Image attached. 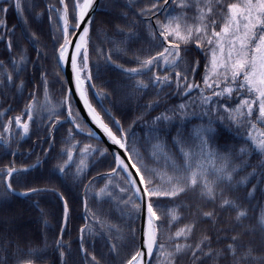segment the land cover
<instances>
[{"label": "snow or ice", "instance_id": "obj_1", "mask_svg": "<svg viewBox=\"0 0 264 264\" xmlns=\"http://www.w3.org/2000/svg\"><path fill=\"white\" fill-rule=\"evenodd\" d=\"M3 2L8 7L0 6V29L9 35L12 30L7 29L4 22L9 8L15 11L23 23L27 21H23V0ZM58 3V10L51 6L48 8L49 21L55 12L62 26L57 29L60 33L59 47L54 49L58 57L57 66L70 64L75 94L91 123L103 133L112 148L95 147L91 143L83 147L70 144L61 150L62 162L54 166L50 173L52 178L70 181L73 186L82 185L86 197L92 195L98 202L116 204L124 210L122 217L133 222L135 216L145 215L141 242L138 246L133 245L121 264H177L183 257H187L190 264H205L206 260L213 261V264H219L221 260L226 261V264H264V257L257 260L253 256V248L244 243L242 236L245 233L226 238L222 248H213L212 238L207 233H201L193 240L198 223L212 221L214 211H205L202 207L192 208L186 204L161 208L158 203L163 200L175 201L193 193L204 205L213 204L221 210L230 211L237 224H241L248 218V210L242 207L238 198H229L228 193L244 189L246 200L254 199L257 191L264 196V189L259 188L260 184H264V0H125V12L121 18L127 20V12H132L131 23L127 26L129 30L125 32L120 25H116V34L122 35L123 41H109L114 47L108 53L96 49L97 55L106 64H112V53L126 55L124 46L129 41L146 39L149 47L143 57H133L137 67L114 65L120 74L133 82L131 92L144 93L149 87L157 94L167 89L171 90V95L181 97H189L196 92L200 97L199 107L203 109L202 117H208L207 124L192 129L188 137H182L180 127H177L176 135L171 137V147L164 137L168 136V129L175 122L174 116L162 113L154 117L150 122L151 129L145 133V140L150 145L147 150L141 149L138 138L131 131L132 124L125 128L120 120L112 117L110 111L101 106L98 112L89 102L88 86L91 85V90L95 92L89 68L90 25L93 22L90 13L94 11L97 0H72L71 24L66 0H58ZM22 37L25 43L33 44L36 41L34 35L28 38L22 32ZM193 46L205 58L204 75L200 83H196L193 78L199 62L190 63L187 59L189 49ZM7 51H12L10 40L7 41ZM26 63L23 49L19 50L18 60L10 61L17 73L19 65ZM0 69L7 83L11 84L13 77L8 74L3 62H0ZM143 76H148L147 82L139 78ZM44 84L43 101L37 104L35 93H31L30 102L25 105L22 114L3 125L5 134L11 135L10 128L14 125L21 139L28 137L30 123L35 122L36 109H47V119L51 122L47 142L51 143V130L61 123L54 117L62 113L52 107L47 96L46 81ZM17 89H23L22 82L17 85ZM96 98L107 99V96L98 92ZM60 106H68L66 119L71 125L67 133L69 138L74 139V133H80L89 140L97 139L96 133L79 119L80 114L72 111L68 93L64 94ZM188 107L184 103L176 106L175 117L181 122L187 115ZM145 110H154V105H145ZM5 114L0 112V117ZM213 117H219V124H223L226 118L232 128L244 130L241 138L243 146L236 152L240 164L233 163L231 149L216 148L214 141L217 128L214 124L217 121ZM0 141H3L4 147H8L3 136H0ZM77 151L79 155L74 157ZM12 155L15 156V152ZM252 155L261 158V171L257 183L248 188L250 179L257 178V172L253 170L247 175L241 173L249 166L247 158ZM98 157L108 161V170L100 174L99 179L93 177L84 183L89 162ZM39 163L38 159L30 167L35 168ZM29 171L30 168H17L14 163L0 169V188L3 190L0 192V212L7 210L9 198H31L41 192H52L62 205L61 235L54 244L59 264H65L66 253L71 252L70 246L62 241L69 222V204L54 186L15 191ZM101 181L103 186L90 192ZM158 209L163 215L158 214ZM83 210L85 216L92 219V224L87 225L86 220L87 226L79 229L80 264H101V260L85 247L86 237H94L97 233L93 227L95 225L99 226L101 234L109 237L106 241L107 255L119 257L127 240L120 226L102 221L89 208L87 199ZM181 211H187L191 219L183 226L176 227L183 219ZM256 228L264 235V209L256 218ZM129 233L135 240L136 230L130 228ZM113 236L115 242L111 239ZM38 251L30 248L27 255L34 256ZM20 264L34 262L27 260Z\"/></svg>", "mask_w": 264, "mask_h": 264}, {"label": "trees", "instance_id": "obj_2", "mask_svg": "<svg viewBox=\"0 0 264 264\" xmlns=\"http://www.w3.org/2000/svg\"><path fill=\"white\" fill-rule=\"evenodd\" d=\"M124 3L125 0H102L100 9L95 15L89 45L90 72L97 93L105 94L107 99H97L95 93L88 86L90 89L89 98L98 112L101 111L102 106L103 109L111 112L112 117L120 120L125 128L132 124L131 131L138 138L141 149L147 150L150 145L145 140V133L151 129L150 122L153 118L162 113L174 116L176 106L184 103L190 96L171 95V90L167 89L157 94L151 87L144 93L131 92L133 82L120 74L114 65L120 64L129 68L137 67L133 57L135 55L143 57L145 50L149 47L144 38L129 41L124 46L127 50L126 55L112 53V64H106L104 59L97 55L96 49L108 53V50L114 47L109 41L115 40L118 43L123 41L124 37L116 34V25H120L125 32L129 30L127 26L131 23L132 12H127V20L121 18V14L125 12ZM67 4L72 18V0H67ZM0 6L8 7L3 0H0ZM48 6L54 9L60 7L58 0H23V21H27V23H23L15 11L9 8L4 22L7 29L12 30V32L5 35L3 30L0 29V62H3L8 74L13 77L12 83L8 84L3 70L0 69V112L6 113L3 117H0V136H3L4 140L8 142V147H4L3 141H0V169L10 163H14L17 168H30L29 173L25 174V179L15 187L16 190L26 191L32 187L49 188L54 186L57 192L64 195L69 204L70 216L62 241L71 248L70 254L66 253L65 264H80L78 254L79 229L92 224V219L86 217L83 210L85 199H87L89 208L102 221L119 225L123 234L127 237L120 256L113 258L107 255L106 241L109 237L106 234H101L98 230L99 226L95 225L93 227L97 230V233L94 237H86V249L101 260V264H121L124 256L132 250L133 245H139L140 215L135 216L134 222L123 218L122 212L124 210L118 208L116 204L104 201L98 202L92 195L86 197L83 194L82 185L73 186L70 181L54 179L50 175L54 166L62 162L60 159L61 150L68 148L70 144L83 147L85 144L91 143L95 147L107 148L104 142L99 139L89 140L80 133H74V139L69 138L67 133L68 128L71 126L70 122L60 121V119L66 117L65 106L62 107L60 112L62 114L54 117L61 123L52 128L51 135H53V138H51V143L47 142L49 128L51 127V122L47 119L49 115L47 109H36L35 122L30 123L28 137L21 139L18 135L19 130L14 125L10 128L11 135L3 132V125L7 124L9 119L14 120L17 115L22 114L25 105L30 102L31 93H35L37 104L43 101L45 81L52 107L56 108L57 105H60L66 93L65 76L60 66H57V55L54 51L59 47L60 33L57 29L60 28V22L55 12L51 14L52 19L49 21ZM22 32L28 38L34 35L36 41L33 44L25 43ZM9 40L12 45L11 53L7 51V41ZM21 49L24 50L27 63L19 65L20 70L17 73L11 67L10 61L11 59H19V50ZM37 49H39L38 52ZM187 59L190 63L193 61L199 62L193 78L196 83H200L204 75V54L194 49L193 46L189 49ZM41 77H43V80H41ZM139 78L145 82L148 81V76ZM21 82L23 83V89L18 91L17 85ZM149 103L154 105V110H145V105ZM73 112L79 113L74 105ZM79 119L86 125L81 115H79ZM213 119L217 121L214 124V127L217 128L216 140L214 141L216 148L227 147L231 149L233 163L240 164L241 160L236 158V152L243 146L241 138L244 135V130L232 128L226 118L223 124H219V117H213ZM174 120L175 122L168 129V136L164 137L169 147H171V137L176 135L177 127H180L182 137H188L192 129L202 124L206 125L208 117L192 114L186 116L183 122L175 116ZM133 121H135L134 124ZM148 139L150 140L151 137ZM45 151L48 153L47 156H45ZM172 151L175 152L174 149ZM13 152H15V156L12 155ZM78 155V151L74 152V157ZM38 159L40 163L35 168H31L30 166L36 164ZM247 163L249 166L245 168L241 175H247L253 170L257 172V178L250 179L247 185L248 188H251L259 179L261 158L252 155L247 158ZM162 164L163 161H161ZM107 170L108 161L104 158L98 157L90 161L87 179L84 183ZM101 186H103V181L96 183L90 189V192L98 190ZM259 188L264 189V184H260ZM2 191V188H0V192ZM228 196L229 198H238L242 207L248 210V218L242 221L241 224H237L233 218L234 214L230 211L221 210L213 204L204 205L199 202L198 197L193 193H188L175 201L163 200L158 203L161 208L171 207L173 204H186L192 208L202 207L205 211H214L212 221L198 223L193 240L201 233H207L212 238V247L222 248L226 238L236 233H245L242 236L244 243L253 248V256L259 260L264 257V235L256 228V218L261 209H264V196L261 195L260 191H257L254 199L246 200L244 189L235 193H228ZM158 214L163 215L159 209ZM180 215L183 219L176 227L183 226L191 219L187 211H181ZM86 220L87 225L85 224ZM61 223L62 205L52 192H41L31 198H9L7 210L0 212V262L2 264H20L22 261L33 260L34 264H59L54 241L61 235ZM130 228L136 230L135 240L131 238ZM172 230L175 231V228ZM111 239L115 242V236ZM218 239L219 244H217ZM30 248L40 251L34 256H29L27 253ZM177 264H190V261L187 257H183L177 261ZM205 264H213V261L206 260ZM219 264H226V261L221 260Z\"/></svg>", "mask_w": 264, "mask_h": 264}, {"label": "water", "instance_id": "obj_3", "mask_svg": "<svg viewBox=\"0 0 264 264\" xmlns=\"http://www.w3.org/2000/svg\"><path fill=\"white\" fill-rule=\"evenodd\" d=\"M101 1L102 0H97V3L94 5V11H92L90 13V18L92 19V21H94L95 15H96L97 11L100 9V3H101ZM66 4H67V2H66ZM69 21H70V24H71L70 13H69ZM92 25H93V22L90 25V38H91ZM71 50L72 49H70V51ZM89 60H90V58H89ZM60 67H61V70H62V72H63V74H64V76L66 78V82H67V90H66V93H68L69 96H70V107H71V100H73L75 106L79 110V112H80L82 118L84 119L85 123L87 124V126L92 131H94L96 133V137L99 140H101L102 142H104V144L107 146V148H110L111 149L112 146L107 143V140L103 136V133H101L99 131V129H96L95 128V125H93L91 123V120H90V118L87 115V112L83 108V104L80 102L79 97L75 94V88H74V85H72V73H71V66H70V64L69 63H65L63 65H60ZM92 85H94L93 81H92ZM90 88H91V85H90ZM95 93H96V88H95ZM65 107H66V113H67L68 106H65ZM64 121H67V119H64ZM99 175H96L94 177H99ZM14 190L15 191H18V192H23V191H19V190H16V189H14ZM27 191H29V190H27ZM144 224H145V215L144 214H141L140 215V235H139V243L141 242L142 229L144 227Z\"/></svg>", "mask_w": 264, "mask_h": 264}, {"label": "rangeland", "instance_id": "obj_4", "mask_svg": "<svg viewBox=\"0 0 264 264\" xmlns=\"http://www.w3.org/2000/svg\"><path fill=\"white\" fill-rule=\"evenodd\" d=\"M49 7V6H48ZM71 15V14H70ZM72 19V18H71ZM60 27L61 24H60ZM44 96H45V93H44ZM47 96L50 100V96H49V93L47 92ZM88 96H89V92H88ZM44 99V97H43ZM199 100H200V97L198 95V93H194L193 96H190L185 102L184 104H187L189 105L188 109H187V115L186 116H189V115H202V112H203V109L201 107H199ZM62 110V107L60 105H57L56 107V111L58 113H60ZM174 116H175V113H174Z\"/></svg>", "mask_w": 264, "mask_h": 264}, {"label": "bare ground", "instance_id": "obj_5", "mask_svg": "<svg viewBox=\"0 0 264 264\" xmlns=\"http://www.w3.org/2000/svg\"><path fill=\"white\" fill-rule=\"evenodd\" d=\"M90 102V101H89Z\"/></svg>", "mask_w": 264, "mask_h": 264}]
</instances>
